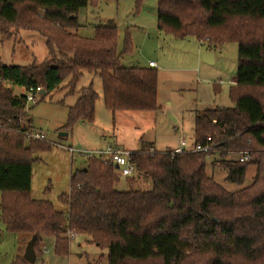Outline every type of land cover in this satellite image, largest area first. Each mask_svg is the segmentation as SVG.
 Listing matches in <instances>:
<instances>
[{"label":"trees","instance_id":"16d2710c","mask_svg":"<svg viewBox=\"0 0 264 264\" xmlns=\"http://www.w3.org/2000/svg\"><path fill=\"white\" fill-rule=\"evenodd\" d=\"M89 1L97 0H0V33L9 26L33 31L47 47L39 64L0 63V218L6 230L26 242L35 235L37 257L49 236L55 254L67 255L69 230L106 247L108 264H264V0H157L159 30L211 37L208 49L237 43L235 82L228 90L233 106L205 108L194 117L193 145L210 137L218 161L215 152L173 155L146 144L132 150L131 161L149 188H117L121 176L112 161L92 156L71 172L69 191L60 195L66 212L30 196L32 154L49 145L13 131L29 128L30 119L23 116L24 94H13L8 83L25 90L39 86L45 93L67 86V94L77 93L67 111L69 127L94 119L97 92L92 84L76 90L84 72L99 75L109 111L157 109V70L121 65L114 25L95 27L90 38L76 33L77 14ZM129 48L126 38L124 50ZM252 146L261 153L240 162L236 152H251ZM230 151L235 153L227 158ZM208 157L236 184L254 166L251 184L225 189L206 172ZM133 176L125 177L129 184ZM11 264L30 263L19 254Z\"/></svg>","mask_w":264,"mask_h":264},{"label":"rangeland","instance_id":"374dc122","mask_svg":"<svg viewBox=\"0 0 264 264\" xmlns=\"http://www.w3.org/2000/svg\"><path fill=\"white\" fill-rule=\"evenodd\" d=\"M157 0H97L90 1L77 14L76 33L93 37L95 27L114 25L117 31V49L121 52L123 66H149L154 61L157 70V109L149 111H109L102 98L101 80L94 72H84L79 78L76 90L92 84L98 98L95 102L94 119L91 122L78 121L66 126L67 111L74 104L78 94H67L64 86L48 93L37 94V103H27L24 115L30 119L28 127L41 132L48 148L35 150L32 154V177L30 196L51 201L54 208L63 212L67 205L60 195L69 191L71 172L84 166L81 152L117 146L126 150H137L150 144L156 150L174 149L184 138L186 146L193 144V127L196 111L214 106H233L228 96L230 80L235 76L237 66V43L227 41L213 48V62L202 60V54L210 46L211 37L198 40L195 36H175L158 29ZM126 38L130 44L124 50ZM58 55V54H57ZM47 57L46 40L33 31H17L7 27V33H0V63L5 65H27L43 62ZM19 95L26 90L7 84ZM216 85L219 89L216 90ZM169 102V103H167ZM25 118V117H24ZM66 132V135H61ZM74 151L70 153L68 148ZM252 146L253 158L261 153ZM264 153V152H263ZM228 153L226 156H233ZM219 160L218 152L212 156ZM206 159V172L229 191L238 190L252 182L254 166L247 169L241 184L226 181V170L211 165ZM132 182L119 177L116 187L129 189L149 188V183L139 173ZM20 234L6 230L0 218V264H11L21 254L26 241ZM69 239L68 254L56 255L54 238L44 239L42 253L33 264H108L107 248L94 243L87 234L79 233ZM22 242H21V241ZM137 264H161L158 259ZM185 264H199L188 260Z\"/></svg>","mask_w":264,"mask_h":264},{"label":"built area","instance_id":"2783aa9c","mask_svg":"<svg viewBox=\"0 0 264 264\" xmlns=\"http://www.w3.org/2000/svg\"><path fill=\"white\" fill-rule=\"evenodd\" d=\"M149 66L155 67L156 64L154 61H149L148 63ZM42 89L39 86H30L26 89V92L24 93V100H25V105L27 103H37L39 99L36 97L37 94L42 93ZM4 127V124L0 120V129ZM13 131L19 132L24 134L27 138L29 139H35V140H44L45 136L41 132H35L34 130H31L30 128H27L26 126L20 125L18 127L12 128ZM179 146L175 147L174 149L171 150V154H179L184 151H202V152H217L218 150L215 147V144L212 142L211 138L208 137L207 141L205 144H195L191 148H187L185 146L184 140L180 141ZM70 153H73V149L71 147L68 148ZM84 157H97L102 161H107L111 160L112 163L114 164V167L117 166L116 172L122 176V177H127L135 174L136 172V167L131 161V154L132 151L126 150L119 148L117 146H112L109 145L105 149L101 150H92L88 152H81ZM229 153H235L234 151H230ZM238 155V159L240 162H243L247 160L251 152L249 150H240L236 152ZM67 236L68 238H73L76 236L75 233L71 231H67Z\"/></svg>","mask_w":264,"mask_h":264},{"label":"water","instance_id":"95a60500","mask_svg":"<svg viewBox=\"0 0 264 264\" xmlns=\"http://www.w3.org/2000/svg\"><path fill=\"white\" fill-rule=\"evenodd\" d=\"M202 60L207 63H212L213 62V53L208 51L204 52L202 54ZM43 94L45 93L44 90L41 91ZM61 135H66V132H61ZM117 168V166H115ZM36 240V236L32 235L31 238L27 241L25 248H24V253H23V258L25 261H27L30 264H33L36 261V251L34 248V243Z\"/></svg>","mask_w":264,"mask_h":264},{"label":"crops","instance_id":"0c3cea01","mask_svg":"<svg viewBox=\"0 0 264 264\" xmlns=\"http://www.w3.org/2000/svg\"><path fill=\"white\" fill-rule=\"evenodd\" d=\"M208 51H210V52H214L213 49H206V50H205V52H208ZM155 64H156V63H155ZM234 82H235V76L230 80V85L233 84ZM218 87H219V86L216 85V90L219 89ZM12 92H13V91H12ZM13 94H15V93L13 92ZM15 95H17V94H15ZM19 95H20V94H19ZM167 103H169V102H167ZM216 106H217V105H216ZM214 107H215V106H214ZM206 108H207V107H206ZM208 108H209V107H208ZM204 109H205V108H204ZM181 140H184V142H185V146H186V141H185V139L181 137V138H180V141H181ZM192 146H193V144H192V145H189V146H186V147H187V148H191ZM175 147H177V146H175ZM175 147H174V148H175ZM20 239H21V237H20ZM20 241H21V240H20ZM21 242H22V241H21Z\"/></svg>","mask_w":264,"mask_h":264}]
</instances>
